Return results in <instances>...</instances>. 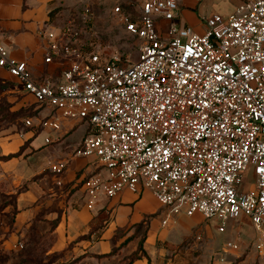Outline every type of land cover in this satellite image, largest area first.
<instances>
[{
  "label": "built area",
  "instance_id": "1",
  "mask_svg": "<svg viewBox=\"0 0 264 264\" xmlns=\"http://www.w3.org/2000/svg\"><path fill=\"white\" fill-rule=\"evenodd\" d=\"M178 11V0H143L131 13L114 7L139 43L134 62L91 51L71 18L38 32L44 63L58 67L59 82L34 78L1 40L0 70L34 100L37 113L23 124L46 132L45 145L58 142L65 128L87 126L73 156L94 159L103 172L85 183L91 199L149 192L166 209V230L174 216L199 214L220 233L246 218L264 264V0H240L230 16L203 18V33L174 24ZM68 164L48 168L59 185ZM250 168L255 183L244 190ZM242 246L224 244L219 263Z\"/></svg>",
  "mask_w": 264,
  "mask_h": 264
},
{
  "label": "rangeland",
  "instance_id": "2",
  "mask_svg": "<svg viewBox=\"0 0 264 264\" xmlns=\"http://www.w3.org/2000/svg\"><path fill=\"white\" fill-rule=\"evenodd\" d=\"M142 1L62 0L63 6L54 8L50 13L55 11L51 16H53L52 21L57 20L54 22L57 26L64 25L71 18L76 19L80 26L76 25L82 31L81 40L84 45L91 47V51L101 55L117 53L123 58H127L128 61L134 62L138 59L139 43L124 31L119 23V18L113 14V9L116 6H121L124 11L131 13L134 5L140 4ZM209 12L220 14L215 8L210 9ZM1 94L2 91H0V143H8L15 137L18 139L23 134L31 132L24 126L23 120L37 112H34L35 104L31 98L22 94L13 98L6 95L1 96ZM84 131L85 126L75 132L74 130L70 131L63 136L62 140L70 134V137L79 138ZM32 134L39 142L47 136L44 131L38 135L34 132ZM53 145L44 144L39 154L32 155L27 160L37 168L49 165L51 154L56 156L58 154L52 147ZM67 162L70 163L71 161L68 160ZM92 166L94 169L92 174L84 177L72 174L71 181L65 178L67 166L61 177V185L56 182L48 168L23 181L15 179L12 175L9 183L0 184V264H135L137 262V259L134 260L130 256L121 260L114 255L77 256L70 249L54 251L48 249L49 245L46 246L45 233L53 223L48 219V212L52 207L48 205V201L59 198L58 194L61 192L70 194V186L74 181L79 180L80 184H85L90 178L99 175L100 169L95 162L92 163ZM244 177V187L242 186L244 190L252 188L255 183L253 168H250ZM12 181L19 187L17 188L18 194L6 191V186L12 184ZM39 187L44 191V196L41 194L42 197L37 193ZM20 193L26 194L24 206L36 210L32 221L21 222L17 219L19 215L17 199ZM36 195L39 198H36ZM165 210L160 205L154 219L157 221L163 219L166 216ZM174 218L177 221L175 226L166 232H162L161 236V230H159L155 242L151 246L149 245L148 249L146 248L151 253L146 264H221L219 258L224 256L222 252L224 244L236 240H239L243 246L239 252L225 255L226 264H262L258 260L254 248H252L255 233L246 218L228 223L223 233L217 230L216 222L204 220L199 214L192 218L182 215L174 216ZM142 227V230L138 231L137 234L136 239L138 241L146 233L147 226ZM237 231L239 232L238 236ZM197 235L200 236V240L196 239ZM149 240H152V237ZM141 241V243H133L130 248L137 246L140 250L144 240ZM157 250H164V256H158ZM177 250L178 252L182 251V259L177 256Z\"/></svg>",
  "mask_w": 264,
  "mask_h": 264
},
{
  "label": "crops",
  "instance_id": "3",
  "mask_svg": "<svg viewBox=\"0 0 264 264\" xmlns=\"http://www.w3.org/2000/svg\"><path fill=\"white\" fill-rule=\"evenodd\" d=\"M61 1L0 0V40L5 43L13 56L27 62L34 78L51 77L55 82L61 80L58 67L44 63L46 43L38 36L39 30L47 24L53 22V25L57 26V24H54L57 20L48 22L49 13L54 8L63 6ZM178 1L179 11L177 15L179 18L174 21V24L189 25L199 33H203L205 30L202 19L213 14L209 12L210 9L215 8L220 13L219 15L227 17L240 4V0H203L200 3L196 0ZM169 25L171 23H166L165 26ZM15 84V79L9 76L6 71L0 70L1 96L6 95L12 98L21 94L25 96ZM73 124L65 121L63 126L72 127ZM84 126L85 131L79 138L70 137V134L62 140L68 132L73 130L75 132ZM70 131L66 128L63 130L60 140L54 143L56 145L52 144V147L58 153L57 156L51 154L50 164L40 168L33 166L32 162L27 159L41 152L47 136L39 142L31 131L23 134L18 139L15 137L11 142H1L0 184L3 182L9 183L12 175L20 181L29 179L49 168L56 161H71L65 177L68 181H71L72 174L83 177L92 174L94 172L92 163H96L94 159L75 158L73 156L74 150L81 144L87 133V126L77 125L71 128ZM18 154L19 156H16ZM9 156L15 157L8 158ZM100 174H103V172L100 171ZM79 182L77 180L71 184L70 194L61 192L58 194L59 198L48 201V205L52 206L48 212V219L53 222L51 228L45 233L46 246L49 245L48 249L54 251L70 249L77 256L100 257L114 255L121 260L133 253L140 255L142 253L141 249L139 250L137 246L130 248V246L135 242L141 243V240H144L142 250L149 258L151 253L146 248L155 242L159 230H161L160 236L163 234L162 232L167 231L162 229L160 220L154 219L160 208L154 196L149 192L136 194L123 191L112 199L104 197L91 199L86 192V184H80ZM6 188V191L16 192L17 194L19 192L17 190L19 187L15 185L14 181ZM37 193L41 196L44 191L39 187ZM25 195L20 193L17 199V210L19 211L17 219L21 222L32 221L33 214L36 213L34 208L24 206ZM36 198L39 197L36 195ZM39 204L43 203L40 202ZM144 225L147 226L146 233L138 241L136 239L138 231L142 230ZM151 237L152 240H149ZM157 252L158 256H164V250H157ZM181 254H183L182 251L177 254L179 259H182L181 256L183 255ZM165 258L166 256L163 259L165 260ZM147 262L148 259L143 258L137 260L135 264H146Z\"/></svg>",
  "mask_w": 264,
  "mask_h": 264
},
{
  "label": "trees",
  "instance_id": "4",
  "mask_svg": "<svg viewBox=\"0 0 264 264\" xmlns=\"http://www.w3.org/2000/svg\"><path fill=\"white\" fill-rule=\"evenodd\" d=\"M54 13H55V11H52V13L49 14V20H48V22H52L53 16H51V15H53ZM52 24H53V22H52ZM16 156H19V154L16 155ZM12 157H15V156H9L8 158H12ZM0 160H1V158H0ZM140 249H141V252H142L140 255L137 254V253H133V254L130 255V257L131 258L133 257L134 260L135 259L140 260V259H143V258L148 259L147 254L145 253V251L142 250L143 249L142 246H141Z\"/></svg>",
  "mask_w": 264,
  "mask_h": 264
}]
</instances>
